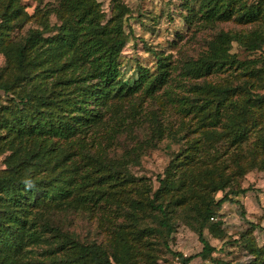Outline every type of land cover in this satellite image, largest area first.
<instances>
[{
	"label": "trees",
	"instance_id": "1",
	"mask_svg": "<svg viewBox=\"0 0 264 264\" xmlns=\"http://www.w3.org/2000/svg\"><path fill=\"white\" fill-rule=\"evenodd\" d=\"M17 1L6 0L0 13L4 72L11 73V77H3V69L0 72V90L16 94L8 104L0 102V154L11 151L8 168L0 171V264H132L141 254L135 239L146 231L169 235L174 222L180 220L198 233L203 244L198 256L211 257L216 248L205 238L204 230L220 223L212 218L218 215L222 203L235 202L241 206L242 216L246 214L242 203L229 193L215 199V193L230 182L215 163L204 169L206 178L196 176L195 187L186 174L177 178L170 169L159 176L156 190L148 185L126 187L133 183L134 176L127 169L122 171L123 164L109 161L102 148L92 151L86 139L91 136L94 144L95 133H82L89 131L85 130L89 125L104 121L105 113L117 106L111 103L113 98L136 92L143 83L152 92L163 84L169 73L164 58L158 57L156 72L141 71L140 81L126 88L119 79V56L128 36L123 30L122 12L115 15L113 25L103 27L99 26L98 0H58L57 7L38 9L39 27L12 40L14 29L33 16L27 17ZM201 7L211 19L235 16L245 23L264 21L263 0L250 4L247 0H201ZM51 13L60 24L50 21ZM232 37L231 33L221 35L225 46L219 45L213 56L199 60L193 68L210 70L225 64L234 67L236 63L234 68L250 76L237 86L207 84L205 89L213 97L206 103L215 102L216 116L212 120L216 123L221 121L220 109L230 107L229 118L222 120V136L232 144H243L257 131L256 139L246 143V154L251 164L264 167V56L250 62L235 60L228 53ZM238 38L250 51L264 49V34L256 33L245 41ZM259 62L262 65H256ZM236 96L241 100L234 99ZM17 97L22 103L15 101ZM72 133L85 136L75 139L73 149L58 151L52 138ZM78 155H82L80 160L76 159ZM206 158L213 157L207 154ZM176 160L184 164L192 158L178 153ZM109 182H113V189L116 184L124 186L119 199L108 192L109 188L103 189ZM103 198H107V205L116 204L115 211L136 220L134 230L132 221L125 231L117 229L125 253L119 252L118 245L81 241L77 234L54 221L57 211H92ZM139 203L144 205V215L131 207ZM149 219L160 227L149 226ZM241 242L252 256L248 264H264V246H259L255 237H245ZM36 251L43 258H34ZM177 254L182 264H190L197 256Z\"/></svg>",
	"mask_w": 264,
	"mask_h": 264
},
{
	"label": "rangeland",
	"instance_id": "2",
	"mask_svg": "<svg viewBox=\"0 0 264 264\" xmlns=\"http://www.w3.org/2000/svg\"><path fill=\"white\" fill-rule=\"evenodd\" d=\"M5 1L0 0V13ZM98 1L101 4L99 26L113 25L115 15L122 12L123 30L128 35L119 56V79L123 85L134 87L140 81L141 71L156 72L159 56L167 63L169 73L167 80L153 92L143 83L136 92H127L130 94L112 99L111 103L117 106L105 113L104 121L89 125L85 129L89 131L82 132L88 135L95 133L94 144L91 136L86 139L93 146L92 151L95 153L102 148L109 161L123 164L122 171L127 169L134 176L133 183L126 187L135 189L148 185L156 190L160 186L159 176H165L167 169L176 172L177 178L186 174L194 185L196 176L206 178L204 169L215 163L225 180L230 181L224 190L215 193V199L218 201L229 193L230 197L242 203L246 213L242 216V208L235 202L228 200L222 203L217 210L218 215L212 218L213 222L220 223L212 230H204L205 238L216 248L207 259L198 256L203 249L198 233L180 220L174 222V230L169 235L167 232L161 235L146 231L139 240L135 239L141 254L133 259L132 264H182L177 253L197 255L190 264H218L217 261L220 264H248L252 256L241 241L245 237H255L257 244L264 246V167L251 164L246 154V143L256 139L257 131L238 146L224 138L222 120L229 118L231 109L229 106L220 109L218 115L221 121L214 122L212 119L216 116L217 106L215 102L206 103V99L213 95L206 91L205 86H237L250 76H243L241 68H234L236 63L234 67L225 64L223 67L213 66L210 70L193 67L199 60L213 56L219 45L224 47L221 35L227 33L233 36L228 53L235 56V60L250 62L264 56V49L250 51L238 38L241 36L245 41L256 33L264 34V21L245 23L235 16L211 19L201 11V0ZM247 1L250 4L260 0ZM16 4L28 14L27 17L33 16L25 25L14 29L12 40L23 37L31 28L39 27L38 9L57 7L58 0H18ZM50 21L61 22L54 13H51ZM5 55L0 48V72L3 69L0 74L11 77V73L4 72ZM256 65L260 66L262 62ZM254 79L257 80L256 77ZM257 83L261 84L258 80ZM15 96L13 92L0 90L3 105ZM234 99L241 100L238 96ZM15 101L22 103L18 97ZM105 124L108 126L101 127ZM98 127L101 129L95 130ZM84 136L72 133L52 139L58 151H67L73 149L76 138ZM178 153L190 155L192 161L177 163ZM207 154L213 158H206ZM10 155L11 151L0 154V171L8 168ZM81 156L76 159L80 160ZM177 164L179 168H176ZM112 184H104L103 189L109 188L108 192L115 193L119 199L124 186L116 184L113 189L110 188ZM232 189L247 190L234 194ZM133 194L136 195V192ZM106 199L103 198L101 205L92 211H57L54 221L77 234L81 241L118 245L119 252L125 253V244L120 240L117 229L121 227L125 231L127 223L132 221L131 228L134 230L136 220L115 211L118 210L116 204L107 205ZM131 207L138 214L146 213L142 203ZM254 224L256 227L253 228ZM148 225L160 227L151 219ZM39 252H34L33 257L43 258Z\"/></svg>",
	"mask_w": 264,
	"mask_h": 264
}]
</instances>
